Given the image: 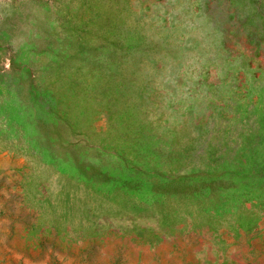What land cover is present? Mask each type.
<instances>
[{"label": "rangeland", "instance_id": "374dc122", "mask_svg": "<svg viewBox=\"0 0 264 264\" xmlns=\"http://www.w3.org/2000/svg\"><path fill=\"white\" fill-rule=\"evenodd\" d=\"M0 264H264V0H0Z\"/></svg>", "mask_w": 264, "mask_h": 264}]
</instances>
